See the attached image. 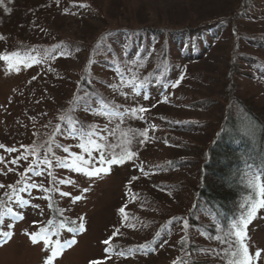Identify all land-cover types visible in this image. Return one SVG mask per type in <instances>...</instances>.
<instances>
[{"label":"rangeland","instance_id":"374dc122","mask_svg":"<svg viewBox=\"0 0 264 264\" xmlns=\"http://www.w3.org/2000/svg\"><path fill=\"white\" fill-rule=\"evenodd\" d=\"M9 4L11 13L7 17L0 14V57L11 56L15 51L23 54L11 57V64L0 59V144L19 151L8 153L0 149V156L4 157L0 162V183L16 184L20 180L17 187L23 186L21 172L35 157L29 156L28 161L21 160L16 165L10 161L27 155L28 148L45 144L50 138L69 148V153H65L54 147L56 157L70 160L71 152L83 154L78 139L55 132L57 125L66 130L62 116L71 115L98 129H114L115 136L109 140L136 151L137 156L123 165H112L110 174L95 178L57 168L54 160L51 171L56 180L74 183L53 184L46 171L40 177L29 173V183H42L59 191L33 189L20 193L29 201L23 207L4 196L11 189H0V200L5 201L0 206V213H5L0 230L13 233L10 239L0 237V264H43L47 246L43 242L33 244L28 233L44 227L54 233L63 219L76 221L75 226L83 223L85 229L71 233L64 228L58 236L51 237L62 242L76 240L54 264H89L105 257L106 248H110L111 256L104 264H183L176 259L175 234L188 230L183 224L189 208L179 201L187 190L179 195L176 184L190 179V167L178 165L181 170L177 171L175 163L196 155L194 145L208 146L212 141L210 132L218 130L223 120L222 110L210 116L200 110V105L193 110L186 108L191 100L201 102L213 92L212 87L217 86L214 79L220 74L228 71L233 75L237 69L231 96L242 104L244 115L264 119V47L253 46V41H264V0H12ZM143 27L155 30L157 35L153 31L149 34L147 48L141 52L139 45L127 44L124 31ZM113 31H119L114 51L93 54L103 35ZM162 33L171 36L168 57L155 75L149 76L160 57ZM45 49H54L51 55L56 58L41 63L29 59L39 58ZM60 51L68 55L60 56ZM133 66L136 82H147L140 95L129 84H121L119 78L120 72ZM161 70L162 78L157 76ZM84 75L97 90H86L92 93L93 108L100 107L98 98L109 106L140 105L150 109L144 113L146 120L125 117L121 123L116 116L90 114L83 106L73 111V97L84 95L85 89L80 88ZM181 76L179 87L172 88L171 84ZM145 93L150 99H143ZM239 109L236 106L233 111ZM240 120L247 123L244 117ZM173 123H187V127ZM150 124L156 127L149 130V139L141 146L128 130L142 131ZM106 154L110 157L111 149ZM8 168L14 171L4 175ZM162 170L166 182L159 181ZM85 188L87 192L83 191ZM65 191L70 195L61 196L60 192ZM77 195L81 199L74 202ZM9 207L23 219L8 216ZM121 207L125 208L124 213L120 212ZM9 224L14 227H7ZM117 229L119 234L111 246L103 244ZM179 235L185 237L183 232ZM247 237L250 253L261 251L256 264H264V209L247 226ZM189 240L202 246L198 259L223 264L205 230L199 227ZM141 245H147L146 254H127L129 249ZM121 251L127 255H119Z\"/></svg>","mask_w":264,"mask_h":264},{"label":"trees","instance_id":"16d2710c","mask_svg":"<svg viewBox=\"0 0 264 264\" xmlns=\"http://www.w3.org/2000/svg\"><path fill=\"white\" fill-rule=\"evenodd\" d=\"M5 4L9 7V0H5ZM0 14L7 17L9 12L5 11L3 6H0ZM152 31L157 35L156 31L149 27H143L137 31L125 29L127 44L130 47L137 44L140 46L141 52H144L149 41V34ZM118 32L113 31L103 35L100 40L102 45H99V41L93 54L97 51H114L113 46L118 43V40L115 39ZM161 35L162 43L160 42L161 44L158 45L160 57L158 63L149 71V76L155 75L158 66H163L164 59L168 57V42L171 36L168 33L166 35L162 33ZM263 42L253 41V46L263 48ZM15 53H18V55L23 54L19 51H15ZM130 53L131 50L128 54ZM88 67L89 65L86 68L88 69ZM227 72L214 79L217 86L212 87L215 88L213 92L200 99L201 102L191 100L188 103L189 107L186 108L193 110L195 105H200V110L207 112L210 116H214L218 110H222L223 120L218 130H214V133L210 132L212 141L208 146L197 148L199 145H194L196 155L187 156L185 160L175 163L177 171L181 170L178 165L185 164V167H190L188 168L190 179L180 180L178 181L179 184L176 181V185L179 187V195L183 190H187L184 194L182 193V197H179V201H182L189 208L186 213L188 230L179 231V233L183 232L185 237L180 236L178 232L175 234L176 259L182 261L183 264H208L207 262H209L198 259L197 256L202 253V246L189 240L199 227L205 230L210 240L213 241L212 245H214L215 253L227 247V245H222L216 239V230H220L218 234L221 239L228 237L231 222L241 215L242 209L240 206L247 200L250 192L249 182L255 180L257 173L261 174V181L264 182V119L242 113V104L238 102L237 97L231 96L234 75L238 74V70L236 69L233 75H231V72ZM82 79L81 89L97 92L91 82L88 81V75H84ZM148 87H151V85H148ZM159 98L162 99V97ZM157 102H160V100ZM106 103L108 102L106 101ZM236 106L240 109L234 112L233 108ZM241 117H244L247 123H243L244 121L240 120ZM173 125L187 127V123H173ZM187 148L192 147L188 146ZM164 172L162 170L159 173L161 179L159 181L166 182ZM218 257L223 264H226L225 259Z\"/></svg>","mask_w":264,"mask_h":264},{"label":"snow or ice","instance_id":"6c2138e0","mask_svg":"<svg viewBox=\"0 0 264 264\" xmlns=\"http://www.w3.org/2000/svg\"><path fill=\"white\" fill-rule=\"evenodd\" d=\"M12 0H9L11 3ZM0 6H3L5 11L11 13L12 9L5 4V0H0ZM81 7H87V5H81ZM3 39V37H0ZM55 51L54 49H45L42 50V55L37 57H29V59L34 60L36 63L45 62L48 59H55L51 53ZM18 53H11V56L8 54L3 55L0 59L8 61L9 64L12 63L11 57L17 56ZM60 56H66L68 53L64 51L59 52ZM18 70V69H17ZM157 76L162 78L163 71L157 73ZM120 82L121 84H129L134 90L136 95H140L142 89L144 88L146 81L141 80L137 83L138 77L135 75V66L129 68L126 72H120ZM35 79V77H33ZM183 80L181 76L177 81L171 84L172 88L179 87L180 82ZM90 82V81H89ZM115 87V86H113ZM122 95H125L122 93ZM92 93L88 91H84V95H75L73 100L71 101V109L73 111L79 110L82 106L85 111L90 114H99L100 116H106L111 118L112 116H116L121 123H123L125 117L128 119H138L140 121H145L146 117L144 113L150 111L149 108H145L143 106L137 105L135 107L123 108L121 105H112L109 106L102 98H98V103L100 105L99 108H93L92 101ZM143 99L148 100L150 96L148 94H143ZM164 102H167V98H164ZM156 105H152L155 107ZM123 110L121 111V109ZM61 122L66 124V130L61 127V125H57L55 128V132L60 136H68L71 138H76L80 141L78 147L82 150L83 154H77L76 152H71L69 160L68 158L56 157L53 148L62 149L63 152L69 153V148L65 147L63 144L55 143L52 138L45 142V144L41 145H33L27 149V155L21 154L18 159H13L10 161L13 165L19 164L21 160L28 161L29 156L35 157L32 159L28 165V168L21 172V177L23 180V186L17 187V184H21V181L18 180L16 184H5L0 183V189H11V192L5 191L4 196L7 197L9 202H14L18 204L20 207L27 205L29 201L27 199H23L20 196V193L28 192L30 193L33 189H40L45 193H50L53 191H59V188H47L44 187L42 183L38 184L36 182H28L32 179L29 176V173L34 174L36 177H40L46 171L48 176L51 177L53 184H65V183H74L71 180H56L55 175L51 171L53 168V161L55 160V167L61 169H70L76 173H81L86 177L95 178L101 175H107L111 173L112 165H123L127 161H132L137 156L136 151L127 150L122 147V145L115 143L114 140L110 141V137L115 136V130L110 129L105 126L103 129H98L92 125H83L78 119L74 120L71 115L67 117L62 116ZM119 124L116 125L119 128ZM154 124L148 125L144 130L138 131L129 129L133 138L138 139V143L143 146L146 141L149 139V130L155 129ZM127 135V133H125ZM129 144H131V140H129ZM0 149H5L8 153H14L19 151L13 147H5V145L0 144ZM111 149V156L109 157L106 152ZM120 149V151H117ZM43 150V154L41 155V151ZM4 161V157L0 156V162ZM143 171V169H140ZM13 168H8L7 172L4 175H7L8 172H13ZM146 176L149 175L148 172L144 173ZM132 179H138V177H133ZM250 192L248 194L247 200L241 204V215L234 219L230 224V231L228 237L221 239L219 236V229L216 230L217 235L216 239L220 241L222 245H227L226 248H222L220 252L216 253L222 259L226 260V264H256V262L261 257V251H255L254 255L250 253L249 245L247 243V226L252 222L253 219L256 218L257 213L260 209H264V182L261 181V174L257 173L254 181L249 182ZM84 192H87L88 189H83ZM60 195L63 197H67L70 195L69 192H60ZM81 196L77 195L73 197V201H79ZM5 201L0 200V206H2ZM51 206V205H50ZM125 208L121 207L120 212L124 213ZM5 213H0V225L3 224V217ZM6 214L10 216L13 220L23 219V216L19 212H14L11 207L7 208ZM83 219V218H81ZM35 223V222H34ZM73 225V226H68ZM76 225V221L63 219L59 222V226L56 227L55 232L53 233L49 228L44 227L40 228L38 231H34L32 233H28L30 236V240L33 244H40L43 242L46 248V259L43 260V264H54L57 258L61 255L63 250L66 247H70L71 245L76 243L75 239L70 241L62 242L60 239L53 240L51 237L53 235H59L60 231L64 228H67L68 232L78 233L85 229L83 223H80L78 226ZM184 227H188L187 221H184ZM7 227L12 228L14 224H9ZM119 234V229L113 234L112 238L106 239L103 241V244L111 246L112 239ZM13 235L12 232L2 231L0 230V237L5 239H10ZM137 252H143L146 254L147 245H141L137 248H132L128 250L127 254L135 255ZM105 253L107 254L105 257L101 259H93L89 262V264H104L105 260L110 258L111 251L110 248L105 249ZM124 251L119 252V255L125 256L127 255Z\"/></svg>","mask_w":264,"mask_h":264}]
</instances>
